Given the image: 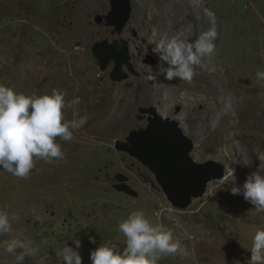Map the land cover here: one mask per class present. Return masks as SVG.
Returning <instances> with one entry per match:
<instances>
[{
	"label": "rangeland",
	"instance_id": "obj_1",
	"mask_svg": "<svg viewBox=\"0 0 264 264\" xmlns=\"http://www.w3.org/2000/svg\"><path fill=\"white\" fill-rule=\"evenodd\" d=\"M130 1L131 19L118 31L106 20L111 0H0V85L26 95L57 90L65 93L66 103L78 97L79 104L62 111L68 121L73 112L76 119L87 118L82 127L71 129L72 140L57 141L63 159L36 160L25 179L0 170V210L18 216L11 234L0 236V243L30 240L40 251L25 264H40L41 257H47L45 264H61L56 252L79 239L82 264H91L90 251L101 243L123 250L118 225L131 212L142 211L153 224L170 231L183 249L158 264H246L254 234L264 229V212L242 195H232L231 188L243 185L259 165L256 150L264 151V119L258 117L254 125L247 107L239 104L244 80L261 81L264 87V79L257 76L264 72V0H168L166 14L158 8L163 0ZM206 11L214 14V23ZM98 15L103 23L96 21ZM213 27L215 48L217 37L228 35L230 51L250 67L246 75L230 84L212 80L220 86L216 95L205 96L194 85L180 92L175 80L156 94L153 86L164 80L159 76L150 81L147 76L167 64L153 53L155 44L171 37L191 42ZM104 40L129 45L137 73L124 65L128 78L113 80L116 62L103 70L93 52L95 43ZM150 55L155 65L146 62ZM200 65L215 75L217 66L205 60ZM150 106L182 123L196 144L197 161L214 160L227 167L224 178L211 182L206 194L186 209L169 201L148 167L115 148L117 140L148 124L139 109ZM243 116L248 120L239 122ZM127 165L135 166L130 171ZM117 172L138 183L139 197L113 187ZM89 236L95 237L94 244ZM0 264H13V256L2 247Z\"/></svg>",
	"mask_w": 264,
	"mask_h": 264
},
{
	"label": "clouds",
	"instance_id": "obj_2",
	"mask_svg": "<svg viewBox=\"0 0 264 264\" xmlns=\"http://www.w3.org/2000/svg\"><path fill=\"white\" fill-rule=\"evenodd\" d=\"M206 15L215 22L211 11H206ZM215 37L213 27L191 42L178 37L161 39L152 51L159 54L158 61L165 62L167 67L160 66L158 71L150 72L147 79L157 81L163 76L166 81L191 82L195 66L203 58L213 55ZM257 76L264 79V72H258ZM79 102L77 97L66 103L65 93L57 90L51 94L26 95L0 85V170L25 179L35 167L36 160L52 163L63 159L64 152L57 141L72 140L71 129L82 127L87 118L76 119L78 114L73 112V120L68 121L62 110L73 108ZM256 153L257 169L248 175L243 185L234 184L231 194L242 195L256 211L264 212V151L257 149ZM17 219V215L10 216L6 210H0V236L11 234L12 221ZM118 230L125 240L123 250L110 243H101L90 251L91 264H158L164 256L183 252L172 233L153 224L142 211L131 212L119 223ZM88 239L90 243L96 242L93 236ZM73 243L74 246L66 243L56 252L61 264H82L81 241L74 239ZM0 247L5 254L13 256V264H25L26 258L34 257L40 251L39 246H33L30 240L17 238L4 240ZM248 251L251 256L246 264H264V229L256 231ZM46 259L41 257L40 264H45Z\"/></svg>",
	"mask_w": 264,
	"mask_h": 264
},
{
	"label": "water",
	"instance_id": "obj_3",
	"mask_svg": "<svg viewBox=\"0 0 264 264\" xmlns=\"http://www.w3.org/2000/svg\"><path fill=\"white\" fill-rule=\"evenodd\" d=\"M111 5L112 11L106 17L107 23L121 31L131 19V1L111 0ZM96 21L103 23L104 17L98 15ZM93 52L99 58L103 70L112 61L116 62L111 73L115 81L122 82L128 78V74L123 71L124 65L137 73L129 45L120 47L104 40L95 43ZM146 62L155 65L157 60L150 55ZM139 111L147 117L148 124L132 130L125 140H117L115 148L148 167L155 174L169 201L179 209H186L195 199L206 194L211 182L224 178L227 167L214 160L197 161L193 154L196 144L186 134L179 120L166 118L156 106L141 107ZM115 179L118 182L114 186L116 190L133 197L140 196L136 189L138 184H129L130 178L127 175L118 173Z\"/></svg>",
	"mask_w": 264,
	"mask_h": 264
},
{
	"label": "bare ground",
	"instance_id": "obj_4",
	"mask_svg": "<svg viewBox=\"0 0 264 264\" xmlns=\"http://www.w3.org/2000/svg\"><path fill=\"white\" fill-rule=\"evenodd\" d=\"M168 2H169L168 0H163V3L160 4V6L158 7L159 12L163 10L165 11L164 14L167 13L166 11H168L169 9ZM219 37H217V42H216L217 48H215L213 55L211 57H205L202 59L207 61L208 63L217 66L215 75L205 70H201V65L199 64L195 66V68L196 70H200V72L195 73L191 82L174 79L175 81L180 83V85H177L175 90H180V92L181 90H185V91L193 90V86L190 85H194V87L198 88L201 91L200 93H203L205 96L216 95L219 92L220 86H217L215 83L212 82V80L213 81L216 80L217 83L219 82V85L221 82H226L230 84V82H235L236 79H240L246 75L245 73L248 71V69H250V67L248 66V68H246L245 65L247 64L245 65L243 64L242 58L238 55V53L234 51H230L229 48L232 46V44L229 43L231 46L230 47L227 46V42L229 39L228 35H226L222 39H219ZM161 79L164 80L163 76H161ZM170 82L171 81L164 80L162 83H158L157 85L153 86L152 90L156 94H159L161 93L160 91L162 87L171 85ZM241 90L242 91H240L241 95H240L239 104H243L244 106L247 107L248 113H250L251 118H254L253 123L254 125H256L255 120L258 117L264 119V87L262 86L261 81L253 83L251 81H247L246 79V81L244 80L243 82ZM254 94L256 95L253 97L254 99L253 98L252 100L249 99V96ZM257 97L260 99L258 105L256 104L253 105V101ZM236 105H238V103ZM258 107L259 110L256 109ZM253 109H255V111H253ZM252 111L254 112L253 114H251ZM239 120H240L239 122L244 123L245 120H248V116H243Z\"/></svg>",
	"mask_w": 264,
	"mask_h": 264
},
{
	"label": "flooded vegetation",
	"instance_id": "obj_5",
	"mask_svg": "<svg viewBox=\"0 0 264 264\" xmlns=\"http://www.w3.org/2000/svg\"><path fill=\"white\" fill-rule=\"evenodd\" d=\"M134 166L135 165H132V166H130V165H127L126 166V168L128 169V170H130V171H132L133 169H134ZM118 173H123V174H125L124 172H117L116 174H118ZM125 175H127L129 178H130V183L129 184H134V183H137V182H133V181H131V177L128 175V174H125ZM116 176V175H115ZM116 184H118V182L117 183H115V184H113V187L116 185ZM138 184V183H137ZM115 188V187H114ZM137 189V188H136Z\"/></svg>",
	"mask_w": 264,
	"mask_h": 264
}]
</instances>
